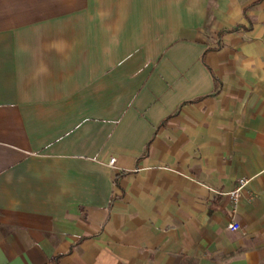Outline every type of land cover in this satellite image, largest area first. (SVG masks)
<instances>
[{
    "label": "crops",
    "instance_id": "1",
    "mask_svg": "<svg viewBox=\"0 0 264 264\" xmlns=\"http://www.w3.org/2000/svg\"><path fill=\"white\" fill-rule=\"evenodd\" d=\"M0 264H264V0H0Z\"/></svg>",
    "mask_w": 264,
    "mask_h": 264
},
{
    "label": "built area",
    "instance_id": "2",
    "mask_svg": "<svg viewBox=\"0 0 264 264\" xmlns=\"http://www.w3.org/2000/svg\"><path fill=\"white\" fill-rule=\"evenodd\" d=\"M115 158H112L110 160V165L113 166L114 163H115ZM248 183L247 180H240L239 181V186L238 188H236L233 192H231L229 194L230 198L232 199L234 205H236L239 201V191L244 187L246 186V184ZM229 229L232 230V231H236L239 229V225L235 222H232L230 225H229Z\"/></svg>",
    "mask_w": 264,
    "mask_h": 264
},
{
    "label": "rangeland",
    "instance_id": "3",
    "mask_svg": "<svg viewBox=\"0 0 264 264\" xmlns=\"http://www.w3.org/2000/svg\"><path fill=\"white\" fill-rule=\"evenodd\" d=\"M58 12L60 11V10H57Z\"/></svg>",
    "mask_w": 264,
    "mask_h": 264
}]
</instances>
